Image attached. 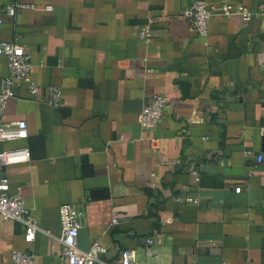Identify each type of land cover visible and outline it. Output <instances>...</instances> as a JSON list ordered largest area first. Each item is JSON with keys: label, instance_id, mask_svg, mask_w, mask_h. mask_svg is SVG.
<instances>
[{"label": "crops", "instance_id": "crops-1", "mask_svg": "<svg viewBox=\"0 0 264 264\" xmlns=\"http://www.w3.org/2000/svg\"><path fill=\"white\" fill-rule=\"evenodd\" d=\"M197 1L225 0H0V43L24 47L38 87L16 85L0 115L28 128L0 148L30 154L0 175L40 229L26 243L0 216V264H66L62 205L81 213L79 249L98 242L109 262L129 249L140 264H264V0H230L205 37L183 15ZM157 95L163 117L142 129Z\"/></svg>", "mask_w": 264, "mask_h": 264}, {"label": "built area", "instance_id": "built-area-1", "mask_svg": "<svg viewBox=\"0 0 264 264\" xmlns=\"http://www.w3.org/2000/svg\"><path fill=\"white\" fill-rule=\"evenodd\" d=\"M27 5L8 7L6 15L13 17L17 8H25ZM51 10V6H46ZM214 14L226 17L232 15L230 0H225L219 7H209L202 1L194 2L183 11V15L191 20L193 31L200 37L207 35L208 21ZM245 22H250L253 15L240 13ZM0 55L6 59L8 74L0 81V115H3L7 101L15 96V87L18 84L25 85L28 92L35 96L38 93L36 83L31 79L32 65L30 55L18 42L0 43ZM61 98L58 89L49 90L47 103L57 106ZM167 101L164 96L157 95L144 105L137 116V122L142 129L152 130L161 121ZM28 137L27 124L23 120L11 123L0 122V145L10 142L23 141ZM261 157L258 160L261 161ZM30 154L27 148L3 149L0 148V174L1 170L14 164L29 162ZM0 216L4 221H14L23 227V240L32 243L40 230L35 218L25 208L24 201L18 192L9 193L8 180L0 175ZM81 213L71 205L59 207V219L61 235L57 238L62 247V257L66 264H140L133 250L125 249L120 254L118 262L106 261L103 256L105 248L98 242L91 245L88 251H82L78 247V235L81 228L79 218ZM113 223H117L114 219ZM153 239H147V255L156 257L151 246ZM11 264H33V257L27 252L13 251Z\"/></svg>", "mask_w": 264, "mask_h": 264}]
</instances>
